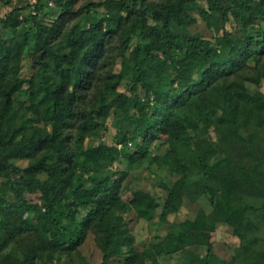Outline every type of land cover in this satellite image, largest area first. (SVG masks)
<instances>
[{"label": "trees", "instance_id": "trees-1", "mask_svg": "<svg viewBox=\"0 0 264 264\" xmlns=\"http://www.w3.org/2000/svg\"><path fill=\"white\" fill-rule=\"evenodd\" d=\"M1 1L0 264H92L88 237L97 264H264L243 243L258 207L236 204L264 192V156L242 132L264 118V0ZM155 162L158 191L129 183ZM184 195L212 212L168 222ZM154 215L168 229L147 255L131 223ZM226 226L229 258L213 239Z\"/></svg>", "mask_w": 264, "mask_h": 264}, {"label": "rangeland", "instance_id": "rangeland-1", "mask_svg": "<svg viewBox=\"0 0 264 264\" xmlns=\"http://www.w3.org/2000/svg\"><path fill=\"white\" fill-rule=\"evenodd\" d=\"M24 1L33 2L34 0H8V4L19 5ZM87 1L89 0H79L75 4V6L77 7L79 4ZM48 4L49 6L52 7L51 3ZM8 7L10 6L3 5V2L0 0V15L4 14V12L8 9ZM192 12L194 13L195 10H192ZM40 20L44 23L50 22V18L44 15L40 17ZM203 26L204 23L199 22L196 24L188 25L185 28V30L190 33H194ZM251 73H253V70L249 69L247 72L244 73V76L249 77ZM246 81H247L246 84H250V85L252 84V81L249 80ZM113 119H114V115L111 112L105 118L106 123L108 125L112 124ZM114 131L115 129L111 127L109 133L103 135L102 139L110 140L111 139L110 135L113 134ZM242 132L244 135H247L249 139L252 141L251 144L255 153L264 156V118H262L260 122L255 118H251L250 122H248L247 127L243 128ZM180 141L183 140L181 139ZM238 146L245 148L243 143L239 144ZM162 152L163 151H160L159 153ZM187 152H189L190 157H186L185 154ZM193 152L194 151L190 150L189 148L186 147L185 144H183L178 154L180 156L179 159L183 160L184 164L186 165V168L188 170L187 174L190 177L193 176V172H195V170L196 172L198 171L196 167V163L192 160ZM221 154L222 156H230L233 159H238V160L244 159V157H242V152L240 150L236 148H230L227 145L223 147ZM149 170L156 173L155 176L154 174L151 175ZM166 171L168 170L165 169L164 171V169L159 168V162H155L150 167L148 166V168L140 167L136 169L132 177L129 179V183L135 187L140 186L145 189L158 191L159 186L156 185L155 187V183L157 182L156 180L159 178L161 179L166 178L167 176V174L165 173ZM190 200H196V199L195 198L190 199L189 196L184 195L182 200V207L180 211L176 213H170V215L168 216V222L180 221L184 219L186 216H188V214L195 213V211L198 208L204 209L207 214H210L212 212V207L207 196H202L197 201H193V202H191ZM236 204L240 206L249 204L258 207V210H256L255 212L250 211V213L246 215L244 218L245 221L252 220L255 223V226L251 225L249 227V230L246 233L243 243H246L251 250L255 251L253 255L264 254V192L244 194L240 196ZM168 222L163 223L162 226H160L161 223L157 220V216L154 215L153 218H146V217L140 218L135 223H131L132 230L136 237V244L138 250L144 251L147 255H149V250L152 248L153 244L163 239L164 237L163 235L166 233L168 229L167 227ZM213 237H214L213 239L217 254L221 257L229 258L230 255L233 253V249H236L235 247L238 244V239L235 237L234 234H232L231 229L228 226L221 227L218 234L217 235L213 234ZM9 248L10 247L6 248L4 252H7ZM81 249L83 253L86 255V259H89V261H91L92 264H97L100 262L101 259L100 252L96 248L95 244L93 243L90 237H88V239L81 247ZM163 263L179 264V257L177 254H174L173 258L165 259Z\"/></svg>", "mask_w": 264, "mask_h": 264}]
</instances>
